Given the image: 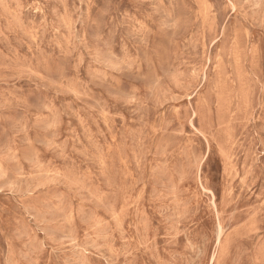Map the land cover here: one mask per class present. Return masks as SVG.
Here are the masks:
<instances>
[{
    "label": "rangeland",
    "instance_id": "1",
    "mask_svg": "<svg viewBox=\"0 0 264 264\" xmlns=\"http://www.w3.org/2000/svg\"><path fill=\"white\" fill-rule=\"evenodd\" d=\"M0 264H264V0H0Z\"/></svg>",
    "mask_w": 264,
    "mask_h": 264
}]
</instances>
